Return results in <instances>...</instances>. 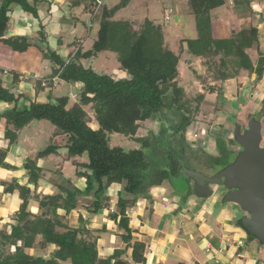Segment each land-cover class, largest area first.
<instances>
[{"label":"trees","instance_id":"1","mask_svg":"<svg viewBox=\"0 0 264 264\" xmlns=\"http://www.w3.org/2000/svg\"><path fill=\"white\" fill-rule=\"evenodd\" d=\"M131 1L120 0L109 8L102 0H75V6L83 4L87 11L96 8L93 21L99 25L98 39L89 51L83 53L79 49L67 58L50 49L46 53L55 65L54 76L49 81H40L37 87L43 89L44 82L53 86V78L59 75L69 85L82 84L77 91L78 102H71L70 95H66L47 103L31 102L28 109L21 111L18 104L27 96L12 93L0 80V105L6 103L11 107L6 111L0 108V121L5 120L4 137L8 140L6 146L0 145V170L14 169L6 161L11 147L18 143L21 131L43 121L54 126L50 145L24 164L30 173L28 184L21 185L14 180L6 189L18 209L6 210L0 219L11 224L0 230V264H130L122 259L130 248L135 263L146 264V246L132 242L131 211L140 203L148 201L152 204V188L165 182H169L184 203L187 202L197 193L196 184L184 191L177 187L180 177L186 176L193 181L185 170L208 174L211 169H218L219 173L238 157L220 137H215L214 152L207 151L199 141L196 148L189 139V128L199 118L206 96L192 98L186 92L181 86L179 66L186 44L193 57L205 61L206 75L199 79L212 94L220 90L218 98L223 101L222 89L209 87L212 74L227 81L230 76H238L245 70L257 74L258 80L262 79L263 52L259 49L261 58L256 67L247 54L249 49L258 50L259 31L243 30L229 38L218 39L211 12L223 7L226 0H191L197 37L182 40L179 52L175 53L166 41L162 24L158 25L150 18L143 23L115 19ZM14 5L38 17L36 7L28 0H0V42L5 40L10 29L9 14ZM40 35L39 46L47 39L43 28ZM102 53L117 55L118 69L125 74L123 78L98 74L84 64ZM14 77L13 83H18V74ZM262 108L259 114L253 113L252 119L264 124V105ZM149 120L160 123L159 133L151 131L148 137L137 138ZM115 134L136 138L141 148H112L110 140ZM58 137L66 139L64 147L54 143ZM232 144L238 145L236 136ZM59 154L73 164L78 178L86 180L84 190L69 179L56 184L61 192L58 195L38 191L43 173L38 161ZM85 155L89 162L79 160ZM30 185H34L35 190ZM113 187L120 188L114 203L108 194ZM228 193L226 191L224 196L225 203H229ZM84 199L90 204H80ZM32 202L38 203L36 213L31 209ZM112 207L108 218L117 226L119 233L115 236L121 239L123 247L112 254H104L98 246L100 237H94L95 231L89 229V225L102 210ZM73 215L78 217L77 223L71 221ZM240 226L244 228L243 219ZM101 231L105 232V229ZM250 237L258 240L251 234ZM50 245H55L56 249L48 254ZM48 256L51 258L46 259Z\"/></svg>","mask_w":264,"mask_h":264},{"label":"crops","instance_id":"2","mask_svg":"<svg viewBox=\"0 0 264 264\" xmlns=\"http://www.w3.org/2000/svg\"><path fill=\"white\" fill-rule=\"evenodd\" d=\"M28 1L36 7L38 17L35 18L32 14L26 13L21 6L14 5L9 14L11 17L10 25L12 24V26L6 35L5 40L0 42V80L3 82L5 87L11 90L12 93H15L16 95L24 94L27 96L26 100L21 99L18 104V108L21 111L28 109L31 102L47 103L56 99L52 98L55 86L47 88L44 87L43 89H39V87H37L40 81H49L52 79L54 75L51 71L52 69L54 71L55 65L52 61L43 59L40 54L33 53L34 49L30 46H39L40 42L38 41L41 39L40 36L35 35L34 33L41 32L43 28V32H47L46 37L50 45L48 46L55 52L68 45V52L61 55L62 57L67 58L72 54L74 55L79 49H82L83 53H85L92 48L93 45L86 49V45L89 43L90 37L92 36V26L96 23V21H93L96 8H92L87 11L85 9V5L83 4L75 6V0ZM102 2L103 5H106L105 0H102ZM225 6L226 4L223 7ZM75 7L83 9V13L81 14L87 13L92 22L88 21L85 23L87 29H79V32L76 33V35L74 32L78 29L79 19L76 14L75 18H72L73 8ZM220 24L225 34H222L221 29L215 30V33L217 34L215 35L218 39L223 40L229 38L232 36L233 32L236 34L242 30L239 28L237 31L233 30L232 32H228L227 29L224 28V23L222 21ZM242 26L244 25H241L240 27ZM257 27L260 30L259 37H263V17L261 19V24ZM242 28L245 29L244 27ZM68 33H72V35H74V40L72 43L65 44L64 41H60V36ZM17 35L23 39V44H19V41L15 42L17 37H15V40L11 38L12 36ZM56 37H59V40H57ZM25 41H27V46L24 43ZM21 47H23V49ZM254 52L256 53V57L253 58L251 53ZM260 52H263L264 55V46L260 48ZM247 54L250 56L252 63L256 67L261 58L257 49H249L247 50ZM85 62L86 61H84V64H86ZM90 62L91 61H87L88 64ZM118 72L120 76L119 78H123L125 75L124 72ZM15 73L18 74V83H13ZM217 75L215 78H212L210 86L217 87L218 89L221 88L224 100H227L225 96L228 88L232 90L233 94L234 91L236 92L234 95L241 92L245 96L250 93L251 96L255 91L259 98L264 96V75L261 80H258L257 74H250L248 71L244 70L238 76H230L227 81L221 80V76L218 75L217 77ZM196 76L198 80H201L199 79V76L203 75L199 72L196 73ZM218 79L221 81L220 84L216 81ZM73 87L75 92H69L70 94L68 95H70L71 102H78L77 91L82 88V84L73 85ZM219 93L220 90H216L213 94L219 95ZM71 94H74L77 99H72L73 97ZM219 101V105H221L222 101ZM250 101L252 100L250 99ZM0 108L2 111L11 109L10 105L6 103H2ZM229 111L230 110L226 112ZM226 118L229 117L227 116ZM43 124L44 122L34 123L20 132L18 143L11 147L6 161V163L14 169H1L0 177L3 176V179H0V182L3 181L11 183L14 180H17L21 185L28 184V181L21 182L14 174H18L21 171L26 170L24 168V164L27 158H29V155L31 156L34 154L36 147L30 143L31 141L24 142L26 140H22L21 136L22 133L27 132L26 135L29 134L33 128L36 131L35 133H39V128L43 129L42 131H46L43 128L46 125ZM52 130L54 132V129ZM4 132L5 120L2 119L0 121V145L6 146L8 144V140L5 139ZM42 133L43 132H40V134ZM29 140L30 138L28 137V141ZM54 143L61 147L66 145V142L62 137L55 138ZM239 152L240 151H238L237 154ZM22 157L24 158V161L22 165H18L22 162L20 161V158ZM74 184L81 190L86 188L85 179L78 178ZM55 186L56 185L53 186L49 183L47 185V190H56V194L58 195L61 192L59 188L56 186L58 188L57 189ZM112 189L114 190V193L111 194V192H108V194L112 197V202L114 203L117 200L120 188L113 187ZM153 189L156 188L154 187L152 190ZM169 196L176 197V201L174 202L171 200ZM159 197H163L164 199L166 198L162 202L161 206L160 203L153 199L152 204L148 201L143 202L139 204L138 208L131 211V227L134 231L132 242L142 243L146 246L144 251L146 264H264V260L258 255L259 253L255 254L251 252V249H254V244L258 240H252L250 234L240 226L241 220L244 219V212L239 206L233 204L232 208L229 209L228 205H224L220 214L216 218L211 219L210 212L214 210V207H218L220 205V203L214 199V196L210 199V203H198L194 197H190L187 202L184 203L183 198L176 194L173 195L172 191H166L164 194L159 195ZM9 199V201L6 199H4L5 201H1V215L6 214L5 211L8 209H16L13 207L11 200L13 198L11 194H9ZM169 200L171 203L168 202ZM80 204L89 205L90 201L84 199L80 201ZM33 206L34 205H32V211L35 213L38 212V206H34V208ZM110 210L113 211V207L111 209L102 210L98 216L91 220L89 226L91 230L94 228L95 232L100 233L101 237L99 239L98 246L100 253L104 254H112L115 250L123 247L121 239L115 236L118 230L117 226L108 218ZM73 217H76V219ZM78 220V217L75 215L71 218L73 223H77ZM0 222L3 221L0 220ZM104 229L105 232L101 231ZM49 248H52L53 253L56 246L50 245ZM132 253L133 249L130 248L129 252L122 257L123 261L130 264H136Z\"/></svg>","mask_w":264,"mask_h":264},{"label":"rangeland","instance_id":"3","mask_svg":"<svg viewBox=\"0 0 264 264\" xmlns=\"http://www.w3.org/2000/svg\"><path fill=\"white\" fill-rule=\"evenodd\" d=\"M190 1L191 0H132L127 8L123 9L121 12H119L116 15L115 19L143 23L146 18H150L158 25L162 24L164 26V33L167 43L170 45V48L174 50L175 53H178L182 43L181 41L188 38H195L197 37V33H198L194 18L195 16L193 14V9L191 7ZM237 1H240V3L238 4ZM119 2L120 0H105V4L108 7L114 6ZM225 7L220 9H215L211 12V20L215 30L218 29L222 30L220 24L222 21L224 23V28L227 29L228 32H232L233 30L237 31L239 30V28L242 29L241 31L257 29L260 32L257 26L261 24L262 17L264 19V0H226ZM81 13H83V9H81L80 7L73 8L72 18H75V14H76L79 19L78 29L76 32H74L75 35L76 33L79 32V29L80 30L87 29L85 23H87L88 21L91 22V18L88 16L87 13L86 14H81ZM241 25H244L242 27H244L245 29L240 27ZM11 26L12 24L10 25V27ZM92 27H93L91 32L92 36L90 37L89 43L86 45V49L90 48L93 45V43L98 39L99 36L98 22L93 24ZM43 33L47 35L46 31H44ZM34 34L41 37L40 32L38 33L36 32ZM222 34H225L224 30H222ZM233 35H235L234 32L232 33V36ZM15 37H17L18 39L16 38L15 40ZM11 38L15 40V42L19 41V44H23V39L18 35L12 36ZM56 38L57 40H59V37ZM73 40H74V35H72V33H68L66 35L62 34L60 36V41L62 42L64 41L65 44L72 43ZM48 45H49V41L48 39H46L44 44L41 43V46L33 45L30 47L34 49L33 51L34 54H40L43 59L52 61L51 59L46 57V53H49V49L53 51V49L49 47L50 45L49 46ZM263 46H264V36L259 37V47L257 51H259V49ZM21 48L23 49V47ZM68 48H69L68 45H66L65 48L57 50V54L61 56L67 53ZM184 49L185 50L181 57L180 66H179L182 76L181 86L184 87L186 92L192 98H199L204 95L206 96L205 103L202 106L201 112L199 114V118L196 119L189 128L190 135L188 137L193 142V144L196 145L195 146L196 148L198 146L197 143L199 141V143H201L203 147H205L206 150L209 152L215 151V147H216L215 137H220L227 142L228 146H230L229 148L230 151L232 153L235 152L237 155V152L241 150V147L239 145L232 144L235 136V129L238 125L242 127L244 126L245 128L248 127L250 120H252L253 113L259 114V112H261V110L263 109L262 107L264 103L262 102L264 101L263 99L264 96L259 98V96L256 95L255 91L251 96L250 93L245 96L241 92H239L237 95H234L236 94V92L234 91L233 94L232 90L228 88V90H226L227 92L225 96V98L228 101L223 99L222 104L219 105L220 101L218 95L209 92V89H207L203 81L198 80L196 76V73L199 72H201L203 76L206 75V67L203 64V62L205 61H203V59L201 58L193 57V55L190 54L189 51H187L188 48L186 44H184ZM251 54L253 58L256 57L255 52ZM85 63L87 66L90 65V67H92L98 74L113 75L115 78L120 77L118 72L119 71L118 57L114 53H102L101 55H99L97 59L92 60L89 64L87 62ZM51 72H54L53 69ZM216 75L217 74L211 75L210 83H212V76L213 78H215ZM216 81L218 84L221 83L219 79ZM69 92H75L73 85H69L65 83L62 79H60L59 76V80L56 82L55 87L53 89L52 98L64 97L70 94ZM71 96L73 97L72 99L75 98L74 94L73 95L71 94ZM76 99L77 98H75V100ZM250 99L252 101H250ZM86 109L89 111V115L93 117V113L89 110V107H86ZM228 110L230 111L226 112ZM227 116L229 118H226ZM43 122H44L43 125H46L43 127L44 130L46 131H42L43 129L39 128L38 129L39 133H35L36 131L33 128L32 131L27 135H26L27 132L22 133L21 136L22 140L23 139L26 140L24 142L31 141L30 143H32V145L36 147L34 154L31 156L29 155L30 159H34L38 152L44 150L47 146L50 145L49 139L53 135L52 129H54V126L47 121H43ZM151 131H153L155 134H158L160 131V123L153 122L151 120L147 121L144 124V128H142L139 131L137 138L148 137ZM194 131L199 135V137L196 140H192V135ZM40 132L43 133L40 134ZM263 136H264V132H263ZM28 137L30 138L29 141H28ZM62 138L66 142V139L64 137ZM110 144L112 148L120 147L126 150H136L141 148V143H139L136 140V138H130L119 134H115L111 136ZM262 146L264 147V139ZM236 155L232 160H235ZM20 159H21L20 161L22 162L19 163L18 165H22L24 161L23 157ZM43 160L44 161H40V160L38 161V166L43 169L42 177L39 182V189H38L39 192L53 193L54 191L52 195H57L56 190H52V189L47 190V185L49 183L54 186V184L56 185L58 183H63L69 179L72 181V183L77 181L78 178L76 177V168L73 166V164L70 161H66L60 154L53 155ZM79 160H81L82 162H89V157L88 155H85L82 159ZM216 167L219 166L216 165ZM217 171L218 169H211L208 174L210 177L215 176V174L218 173ZM14 175H16L21 182L29 181L30 173L28 170L21 171L20 173ZM0 179H3V176L0 177ZM12 183L13 182L11 183L3 182V181L0 182V203L4 199H6L7 201L10 200L9 199L10 193H8L6 189L8 185H11ZM176 183H177V187L180 188L182 191L186 190L188 187L190 188L195 187V183L186 176L182 178L180 177V179ZM30 187L32 189L34 188L33 190H35L34 185H30ZM224 187L215 184L213 186V189H215L214 199H216V201H218L220 205L218 207H214V210L210 212L211 219L216 218L220 214L221 210H223L224 208V205L226 206L228 205L229 209L232 208L233 206L232 203L224 202V196H225ZM155 188L156 189L151 190L150 193L152 195V198L155 199L156 202L160 203V206L166 198L165 199L163 197L161 198L159 197V195L164 194V192L166 191L169 192L172 191L173 195H175V193L172 190V186L169 184V182H165L162 186H158ZM110 192L111 194H113L114 190L111 188L109 190V193ZM169 197L174 202L176 201V197L174 196L173 197L169 196ZM191 197H194L198 203H204V202L210 203V199H211L206 197H200L198 195H192ZM11 200L13 207L18 209V206L13 203V199ZM168 202L171 203L170 200ZM32 205L38 206V203L32 202ZM1 216L2 215L0 214V217ZM73 218L76 219V217ZM6 224L7 222L5 221L0 222V230L5 228ZM7 225L9 226L11 224H7ZM92 230H94V228H92ZM118 232L119 231L117 230V233ZM95 236L101 237L99 232H94V237ZM253 248L254 249H251V252L255 254L259 253L258 255L264 260V244H260L257 241L254 244ZM52 251H53L52 248H49L47 252L48 254H50L52 253ZM30 253L34 254V251L31 250Z\"/></svg>","mask_w":264,"mask_h":264},{"label":"water","instance_id":"4","mask_svg":"<svg viewBox=\"0 0 264 264\" xmlns=\"http://www.w3.org/2000/svg\"><path fill=\"white\" fill-rule=\"evenodd\" d=\"M235 136L241 151L232 165L212 177L194 170L185 173L195 182L197 195L206 198L214 196L210 185H222L224 179L226 188L234 190L228 193L227 201L249 215L243 219L244 228L264 244L263 124L252 119L243 132L237 126Z\"/></svg>","mask_w":264,"mask_h":264},{"label":"built area","instance_id":"5","mask_svg":"<svg viewBox=\"0 0 264 264\" xmlns=\"http://www.w3.org/2000/svg\"><path fill=\"white\" fill-rule=\"evenodd\" d=\"M100 4H102V2H100ZM69 63V62H68ZM59 76H57L56 78H54L53 81V86H55L56 82L58 81ZM43 87L47 88L50 87L49 82H44L43 83ZM199 137V135L194 131L193 135H192V140H196Z\"/></svg>","mask_w":264,"mask_h":264},{"label":"flooded vegetation","instance_id":"6","mask_svg":"<svg viewBox=\"0 0 264 264\" xmlns=\"http://www.w3.org/2000/svg\"><path fill=\"white\" fill-rule=\"evenodd\" d=\"M238 126H240V125H238ZM248 126H249V124H248ZM240 127H241V129H242V132L245 131V130L248 128V127L245 128L244 126H243V127L240 126ZM262 143H263V142H262ZM262 147H263V146H262ZM240 151H241V150H240ZM217 174H218V173H217ZM208 176H209V175H208ZM211 177H212V176H211ZM210 186H211V189L214 191V194H215V189H213V186H214V185H210ZM220 186H223V187L225 186V185H224V179H223V184L220 185ZM224 188H225V193H226V191L229 192V193H230L231 191H234V190L226 189V187H224ZM228 190H229V191H228ZM243 212H244V211H243ZM246 217H249V215H248L246 212H244V218H246Z\"/></svg>","mask_w":264,"mask_h":264}]
</instances>
